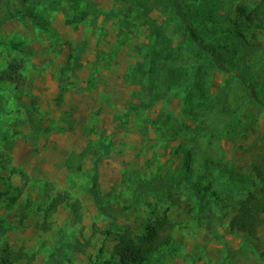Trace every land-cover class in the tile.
<instances>
[{
  "label": "rangeland",
  "instance_id": "1",
  "mask_svg": "<svg viewBox=\"0 0 264 264\" xmlns=\"http://www.w3.org/2000/svg\"><path fill=\"white\" fill-rule=\"evenodd\" d=\"M23 1L0 0V17L22 4L38 17L0 28V254L21 248L15 264H46L77 240L88 246L75 264H106L116 229L140 234L166 216L172 241L147 264H264V223L254 237L229 228L256 189L219 170L253 179L264 153V28L246 18L264 0H182L191 42L168 0H120L109 18L113 0ZM209 43L231 73L198 55ZM101 143L98 187L112 218L88 194ZM187 167L202 203L181 183L132 202L136 181L177 180Z\"/></svg>",
  "mask_w": 264,
  "mask_h": 264
},
{
  "label": "trees",
  "instance_id": "2",
  "mask_svg": "<svg viewBox=\"0 0 264 264\" xmlns=\"http://www.w3.org/2000/svg\"><path fill=\"white\" fill-rule=\"evenodd\" d=\"M119 1L120 0H113L107 18L116 13ZM23 3H25V0ZM168 4L170 13L177 19L180 26L184 29L188 41L191 42L192 35L195 33V25L183 1L168 0ZM56 5H58V2H53L52 8L55 9ZM23 7L24 5L22 4L20 10L0 17V28L14 19H32V21L35 22L38 17L30 16V14L25 13ZM237 10L241 12L242 8L238 7ZM246 16L248 21L256 20L258 26L264 28L263 6L258 5L254 9L252 17ZM204 52H208L213 68L224 73H231L229 68L226 67L218 50L212 44L203 45L202 49L198 51V55H202ZM245 87L248 90V99L263 106L255 87L251 83H246ZM34 128L36 127L34 126ZM44 131L49 132L50 129L46 128ZM101 148V153L93 160V173L90 179L88 194L97 211L105 217L112 218L114 212L103 203L98 187V165L103 158H107L108 156L107 148L104 143H101ZM208 170V168H205L204 172L206 173ZM219 170L222 174L226 175L228 179L240 183L247 182L256 189L249 191L244 198L237 201L235 212L229 220L230 230L249 237H254L258 228L264 223V153L254 156L252 165V172L254 174L253 179L247 178L229 168H219ZM190 173L191 170L187 167L177 180H163L156 176L149 179L138 180L134 184L132 202H138L140 197L144 194H158L163 197H168L170 186L174 183H181L185 184L202 203L203 196H201V189H199L200 175L196 176L195 179L187 180V176ZM201 177L203 178L204 176L201 175ZM47 228L48 227H45V230H47ZM172 228V224L167 220L166 216H163L146 225L144 231L140 234L133 233L129 228L116 229L111 253L104 262L106 264H147L150 258L161 253L170 245L172 241ZM102 234H104L106 238L112 235L110 230L102 231ZM86 246H88L86 243H81L77 240L72 243H62L54 249L46 264H75V255L85 253ZM56 255H61L63 260H58ZM26 257L27 254L23 252L21 248L12 250L10 247H5L0 254V264H15Z\"/></svg>",
  "mask_w": 264,
  "mask_h": 264
}]
</instances>
